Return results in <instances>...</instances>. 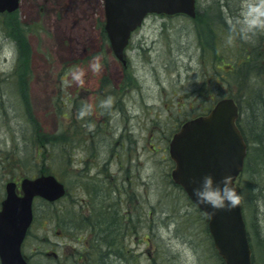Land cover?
<instances>
[{"label":"rangeland","instance_id":"374dc122","mask_svg":"<svg viewBox=\"0 0 264 264\" xmlns=\"http://www.w3.org/2000/svg\"><path fill=\"white\" fill-rule=\"evenodd\" d=\"M196 10L198 20L147 17L126 48V68L104 30V0H21L15 13L0 14V203L12 178L53 174L69 193L54 205L35 203L23 248L33 264H54L45 253L53 242L62 256L58 233L68 221L80 228L83 201H109L115 174L134 217L132 254L118 264H222L207 220L171 182L169 143L221 98H240L262 118L255 102L264 94V0H197ZM217 15L225 38L216 48L208 23ZM245 52L255 59L242 91L229 74ZM260 146L257 170L238 181L255 264H264ZM122 248L118 241L126 255Z\"/></svg>","mask_w":264,"mask_h":264},{"label":"water","instance_id":"95a60500","mask_svg":"<svg viewBox=\"0 0 264 264\" xmlns=\"http://www.w3.org/2000/svg\"><path fill=\"white\" fill-rule=\"evenodd\" d=\"M18 7L19 0H0V13L13 12ZM149 14H184L194 18L196 0H104L105 30L112 51L124 64L130 37ZM238 117V106L227 98L209 114L186 122L170 143V156L176 164L171 175L208 216L214 246L225 264H253L241 201L233 208L213 209L199 204L192 192L194 182L207 173L217 178L231 174L236 187L247 156V144L237 127ZM6 188L7 197L0 210V261L27 264L21 248L33 221L34 198L53 202L63 197L66 190L53 175L24 179L22 196L17 195L15 183H8Z\"/></svg>","mask_w":264,"mask_h":264},{"label":"flooded vegetation","instance_id":"af4514ba","mask_svg":"<svg viewBox=\"0 0 264 264\" xmlns=\"http://www.w3.org/2000/svg\"><path fill=\"white\" fill-rule=\"evenodd\" d=\"M21 180L22 178L8 180V182L13 181L17 184L16 191L18 195H21ZM114 180L118 183L117 174L113 175ZM117 183L112 184L116 189L118 187ZM3 196L2 199L6 196L5 192ZM108 196V202L103 201L104 196L96 201L93 199L83 201L80 207L85 210L81 211V216L77 222L81 225L80 228L75 227V222L68 221V225L62 229L63 232L58 233L63 241L62 256L57 249H54L56 245L54 242L50 245L52 249H47V252H45L47 257L50 258V262L54 264H118L119 261L124 262V258L126 260L130 259L132 250L128 248V245L133 233V204L131 205L133 199L127 194ZM118 207H120L119 210ZM28 237L29 233L23 248ZM118 241L122 242V251H125L126 255L118 254ZM23 255L28 264H33L31 256L27 255L24 249Z\"/></svg>","mask_w":264,"mask_h":264},{"label":"trees","instance_id":"16d2710c","mask_svg":"<svg viewBox=\"0 0 264 264\" xmlns=\"http://www.w3.org/2000/svg\"><path fill=\"white\" fill-rule=\"evenodd\" d=\"M195 19L198 20V14H197V17ZM215 19L217 21L216 20L213 21V20H211V18H209L208 24L210 26L209 28L211 30L213 37L216 38L214 42H215V45L217 48V40L219 41L220 38H225V31H224L225 30V28H224L225 20H223L222 17L218 16V15ZM253 54L254 53H246L245 52V57H244L243 62L242 63L234 62L233 63L234 64L233 65L234 70L229 74V76H231V79H233V81L238 85L239 89H241L242 91H243L242 82L244 81L243 71L247 69V66L249 64L253 63V60L255 59V56L253 57ZM216 62L217 63L219 62L218 58H217ZM220 77L223 81H225V75H223V76L221 75ZM258 95L259 94L256 95V97H257V100L255 102L256 106H259L262 109H264V101L261 98L262 95H259V96ZM235 99L239 103V106H240L241 112H242L241 117L239 118V120L237 122V125H238L239 129L241 130V132L243 133V136L245 137V140H246L248 147H249V157L247 160V165H246L245 171L246 172L249 170L255 171V170H257V168L255 167L253 161L257 160L254 152H255V150L258 149L257 148L258 144L261 145L260 146L261 150H259L258 154L262 153V155H264V111L262 112V118H260L261 116H259V114H257V110H256L257 107H256V109L252 110L251 109L252 106L250 104L249 105L250 108H248V110H247V108L242 105L240 98H235ZM29 113L32 115V111H29ZM35 123L36 124H34V129L35 130L40 129L39 122H35ZM56 138L57 137H55V136L53 137V139H56ZM251 173H253V172H251ZM117 185H118L117 189L110 185L112 187L111 189H113L112 191L114 194L121 195V194L125 193V194L129 195L128 193H126V190H125V192H123L121 190L119 184H117ZM67 195H69V193ZM65 200L67 201L68 197H66ZM46 205L50 206V204H46ZM196 210L198 212H200L197 208H196ZM61 211H62V209H61ZM202 215L207 220L205 215L204 214H202ZM248 230H249V228H248ZM221 261H222V264H224L222 259H221Z\"/></svg>","mask_w":264,"mask_h":264},{"label":"clouds","instance_id":"9594fccd","mask_svg":"<svg viewBox=\"0 0 264 264\" xmlns=\"http://www.w3.org/2000/svg\"><path fill=\"white\" fill-rule=\"evenodd\" d=\"M102 103H110V98ZM80 114H84L83 109ZM192 192L199 204L213 209L233 208L241 201V195L233 184L231 174L217 178L213 173H207L194 182Z\"/></svg>","mask_w":264,"mask_h":264},{"label":"bare ground","instance_id":"6f19581e","mask_svg":"<svg viewBox=\"0 0 264 264\" xmlns=\"http://www.w3.org/2000/svg\"><path fill=\"white\" fill-rule=\"evenodd\" d=\"M261 98H262V100L264 101V94H262Z\"/></svg>","mask_w":264,"mask_h":264}]
</instances>
